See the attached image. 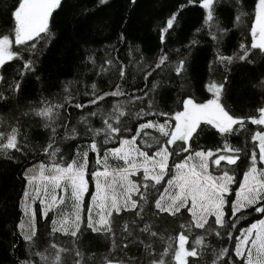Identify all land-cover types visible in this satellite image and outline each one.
<instances>
[{
    "label": "snow or ice",
    "instance_id": "1",
    "mask_svg": "<svg viewBox=\"0 0 264 264\" xmlns=\"http://www.w3.org/2000/svg\"><path fill=\"white\" fill-rule=\"evenodd\" d=\"M111 2L73 13L95 17L103 39L77 40L69 70L45 81L67 0H0V163L22 184L9 264H264V74L254 107L238 113L230 98L237 70L264 66V0H182L156 25L152 56L129 36L138 0L115 21L97 15ZM189 6L201 24L169 46ZM201 35L212 58L196 90ZM29 81L36 96L22 99ZM206 132L216 145L200 144Z\"/></svg>",
    "mask_w": 264,
    "mask_h": 264
},
{
    "label": "trees",
    "instance_id": "2",
    "mask_svg": "<svg viewBox=\"0 0 264 264\" xmlns=\"http://www.w3.org/2000/svg\"><path fill=\"white\" fill-rule=\"evenodd\" d=\"M182 0H138L134 11L128 12L131 16L128 24L130 39L139 44L143 53L152 56L157 51L158 36L156 25L167 16ZM247 6L254 4V0H244ZM127 0H112L111 6L98 13L100 17L111 18L114 21L126 14ZM84 4L92 5V0H67L64 11L55 16L53 31L57 33V39L50 46V50L43 58L41 75L45 81L54 79L58 72L68 71L70 68L72 53L75 51L77 40L103 37L96 35V18L89 17L87 20L75 23L72 19L73 13L78 12ZM220 18L228 23V17L233 9L228 3H222L219 9ZM201 24V10L196 6H189L181 14L180 24L169 39V46L180 47L186 43L192 33ZM231 27V24L228 23ZM75 32V39H73ZM201 44L191 51L190 72L194 88L199 90L201 81L206 73L207 62L212 58V43L206 36L198 37ZM108 39H114V34ZM240 39V33L233 29L224 41V50L231 54L234 46ZM105 43L108 40L104 41ZM121 56L125 55L124 46H121ZM133 55H136L133 53ZM264 74V66H248L237 70L231 78V103L238 113L246 112L254 107L259 100L257 83ZM254 85L256 87H254ZM37 85L29 81L25 88L22 99H33L36 96ZM174 98V97H173ZM172 100H169L171 103ZM237 143V141H233ZM200 144L214 146L217 138L205 133L200 139ZM20 169L13 168L7 164L0 163V264H9L10 257L8 248L13 240L12 232L19 222L21 212L16 206V201L21 194L22 184L19 179ZM90 199V198H89ZM251 218V217H249ZM93 251L102 253L105 247L102 242H93Z\"/></svg>",
    "mask_w": 264,
    "mask_h": 264
},
{
    "label": "rangeland",
    "instance_id": "3",
    "mask_svg": "<svg viewBox=\"0 0 264 264\" xmlns=\"http://www.w3.org/2000/svg\"><path fill=\"white\" fill-rule=\"evenodd\" d=\"M69 208H70V205H69ZM22 218V216H20V219ZM20 221V220H19Z\"/></svg>",
    "mask_w": 264,
    "mask_h": 264
}]
</instances>
